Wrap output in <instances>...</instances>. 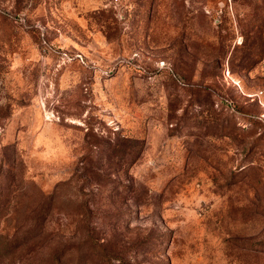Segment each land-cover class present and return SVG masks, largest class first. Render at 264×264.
<instances>
[{
  "label": "rangeland",
  "instance_id": "rangeland-1",
  "mask_svg": "<svg viewBox=\"0 0 264 264\" xmlns=\"http://www.w3.org/2000/svg\"><path fill=\"white\" fill-rule=\"evenodd\" d=\"M0 264H264V0H0Z\"/></svg>",
  "mask_w": 264,
  "mask_h": 264
}]
</instances>
